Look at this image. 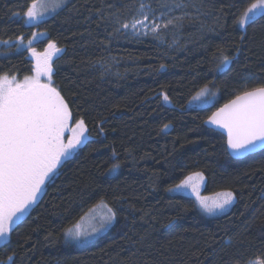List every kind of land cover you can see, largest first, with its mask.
Listing matches in <instances>:
<instances>
[{"label":"trees","instance_id":"trees-1","mask_svg":"<svg viewBox=\"0 0 264 264\" xmlns=\"http://www.w3.org/2000/svg\"><path fill=\"white\" fill-rule=\"evenodd\" d=\"M156 1L157 9L176 11L177 31L141 40L119 26L145 0H67L31 25L24 13L32 0H0V43H9L0 45V77L33 75L25 43L43 33L33 47L62 50L53 61L54 85L73 113L70 125L82 118L90 133L0 244V264L9 256L14 264L264 259V150L235 159L226 136L206 125L236 95L264 87V18L238 26L255 0ZM225 55L232 62L218 72ZM206 86L214 102L193 106ZM196 173L205 178L204 196L232 191L233 206L209 215L192 195L170 191ZM102 202L116 213L108 231L87 244L67 240L65 231Z\"/></svg>","mask_w":264,"mask_h":264},{"label":"snow or ice","instance_id":"snow-or-ice-1","mask_svg":"<svg viewBox=\"0 0 264 264\" xmlns=\"http://www.w3.org/2000/svg\"><path fill=\"white\" fill-rule=\"evenodd\" d=\"M65 2L66 0H54L51 10L63 7ZM47 11L49 4L46 0H32L24 13V23L31 25L39 22ZM139 12L141 19L133 18L122 24V28H130L134 35L152 34L158 37L161 26L167 28L173 23L171 19L166 23L163 20L157 23L159 18L155 17L150 6L143 3ZM150 16L154 18L150 20ZM258 18H264V0H255L239 18L238 26L244 29ZM41 35L44 34L34 33L26 45L36 60L35 75L24 77L23 82H17L15 77H0V241L5 244L8 243L14 226L37 203L46 182H54L57 169L62 163L90 139V133L82 118L70 127L73 113L60 91L52 84L53 57L62 50L55 43H49L42 55L37 54L33 43ZM18 40L16 47L19 50L24 46L23 36ZM232 59L227 55L223 56L217 71L226 70ZM41 76L47 77L48 82L42 83ZM206 92L207 86L197 93V97ZM162 95L167 104L169 97L167 94ZM208 123L226 130L227 146L235 154L264 148V87L236 95L229 103L212 113ZM164 127L167 128L168 125ZM66 132L71 135L65 143ZM117 168L118 166H114L111 171L115 172ZM194 178L197 181L203 180V174L196 173L194 177H187L170 191L190 187L196 192V185L192 183ZM198 200L204 213L214 215L233 204L235 193H217V199L211 204L206 198L198 196ZM115 217L116 213L108 209L100 228L84 232L79 225H75L65 231V237L73 242H86L110 225ZM8 262L14 264L13 256L8 257ZM250 264H264V259L252 261Z\"/></svg>","mask_w":264,"mask_h":264},{"label":"rangeland","instance_id":"rangeland-1","mask_svg":"<svg viewBox=\"0 0 264 264\" xmlns=\"http://www.w3.org/2000/svg\"><path fill=\"white\" fill-rule=\"evenodd\" d=\"M67 1V0H66ZM146 2L144 3V2H142L143 4H145L146 6H150L151 7V9L154 11V13H155V17L156 18H159V19H157V23H160L161 22V20H163V22H167V20H169V19H171L173 22H174V20H175V17H176V11H173V10H171V9H168L169 7L167 6V7H163V8H161V9H157L158 8V6H157V1L156 0H145ZM170 2H172V1H176V2H178V1H180V0H169ZM183 2H185V0H182ZM193 0H188L187 1V5H188V3L190 4V2H192ZM46 2L49 4V11H47L46 13H45V15L43 16V18L40 20V21H42V20H44V19H46V18H48L49 16H51L52 14H54V12L57 10H55V11H52L51 10V8H52V5H53V3H54V0H46ZM181 3L182 2H179V4L181 5ZM186 3V2H185ZM172 4V3H171ZM140 5L141 4H139L138 6H137V8H134V5H132L131 6V8H130V11H128L127 12V15L126 16H124V19L120 22L121 23V25L119 26V28H120V31L122 32H124L125 34H127L128 36H131V37H134V38H136V39H145V38H156L157 36H155V35H152V34H149V35H143V34H139V35H134L133 34V31L129 28V29H124V28H122V24L123 23H126V22H129V21H131L133 18H136V19H141L142 17H141V15H140V12H139V10H140ZM173 7L177 10V9H179V8H177V6L173 3ZM173 9V8H172ZM132 11V12H131ZM131 12V13H130ZM130 13V14H129ZM161 14H163V15H161ZM154 17H151L150 16V20L151 19H153ZM39 21V22H40ZM35 23H38V22H35ZM35 23H33V24H35ZM146 23H148V22H146ZM174 26V24L172 23V24H170L167 28H164L163 26H161V29H160V33H159V36L158 37H161V35H166L167 33L169 34V35H174V33L177 31L176 29H175V27H173ZM173 28L175 29L174 31H172L173 30ZM126 35V36H127ZM40 37V36H39ZM38 37V38H39ZM1 44H3L2 42L0 43V45ZM6 44H9V43H6ZM26 45H27V43H25ZM37 54H43V53H37ZM59 54V53H58ZM57 54V55H58ZM32 55V54H31ZM57 55L56 56H54L53 57V61H54V58H56L57 57ZM34 59H35V57H33ZM35 63H36V60H35ZM53 69H54V66H53ZM35 75V71H34V73H33V75L32 76H34ZM32 76H30V77H32ZM41 82L42 83H47L48 81H47V77H45V76H41ZM24 80V79H23ZM23 80H18V79H16V81L17 82H23ZM52 84H53V86H55L54 85V82H53V77H52ZM215 98H216V92H213L211 89H207V92L204 94V95H202V96H199V97H197L196 96V98L193 100V102H192V105L193 106H198V107H203V106H209V105H211L213 102H214V100H215ZM70 127H72L71 125H70ZM70 132H66L65 133V143L67 142V140L70 138ZM193 177H194V175H192ZM192 183L193 184H195L196 185V192H193L192 191V189L189 187V188H186V189H184V188H182V189H180V190H178V192H182V193H186V194H189V195H192L193 197H195L196 198V200L199 202V200H198V196L200 197V198H206L207 199V202L209 203V204H211L214 200H216L217 199V194H215V195H212V196H204L203 194H202V191H203V188H204V185H205V178H204V176H203V180H200V181H197V180H195V178L193 179V181H192ZM45 188V187H44ZM44 190V189H43ZM234 202H235V200H234ZM234 202H233V204H234ZM233 204L230 206V207H228L226 210H228V209H230L232 206H233ZM32 208V207H31ZM30 208V209H31ZM29 209V210H30ZM108 209H112L106 202H102V203H100L95 209H93L92 211H90L82 220H81V222L80 223H78L77 225H79L80 226V229L82 230V231H84V232H92V230L93 229H98V228H100V225H101V223H103L104 222V219H105V216H106V213L108 212ZM113 210V209H112ZM225 210V211H226ZM114 211V210H113ZM225 211H223V212H225ZM220 213H222V212H220V211H217L214 215H216V214H220ZM113 222H114V220L111 222V224L110 225H108L105 229H103L102 231H100L98 234H96V235H93V236H91L90 238H89V240L88 241H86V242H83V243H79V242H74V243H76V244H87V243H90V242H92L93 240H95L96 238H98L99 236H101V235H103L104 233H106L107 231H108V229L110 228V226L113 224ZM73 228V227H72ZM10 235V234H9ZM71 242H73V241H71ZM2 243H4L3 241H0V244H2Z\"/></svg>","mask_w":264,"mask_h":264},{"label":"water","instance_id":"water-1","mask_svg":"<svg viewBox=\"0 0 264 264\" xmlns=\"http://www.w3.org/2000/svg\"><path fill=\"white\" fill-rule=\"evenodd\" d=\"M227 103H229V102H227ZM227 103H226V104H227ZM224 105H225V104H224ZM224 105H223V106H224ZM223 106H221V107H223ZM221 107H220V108H221ZM218 109H219V108H218ZM218 109H217V110H218ZM217 110H216V111H217ZM216 111H214V112H216ZM208 119H209V118H208ZM206 125H207L209 128H212V129H214V130H216V131L221 132L222 134H224V135L226 136V139H227V133H226V130H225V129L219 128V127H217L216 125L209 124V123H208V120L206 121ZM227 148H228V146H227ZM263 150H264V148H257L255 151L250 152V153L235 154V153L232 152L231 149L228 148V151H229L230 155H231L233 158H235V159H244V158H246V157H248V156H250V155H252V154H255V153L261 152V151H263Z\"/></svg>","mask_w":264,"mask_h":264},{"label":"bare ground","instance_id":"bare-ground-1","mask_svg":"<svg viewBox=\"0 0 264 264\" xmlns=\"http://www.w3.org/2000/svg\"><path fill=\"white\" fill-rule=\"evenodd\" d=\"M227 150H228V148H227Z\"/></svg>","mask_w":264,"mask_h":264}]
</instances>
